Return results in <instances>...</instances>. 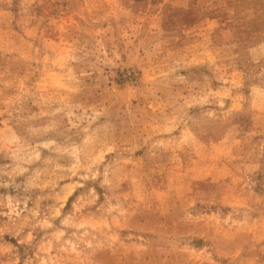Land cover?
<instances>
[{"label":"rangeland","instance_id":"374dc122","mask_svg":"<svg viewBox=\"0 0 264 264\" xmlns=\"http://www.w3.org/2000/svg\"><path fill=\"white\" fill-rule=\"evenodd\" d=\"M0 264H264V0H0Z\"/></svg>","mask_w":264,"mask_h":264}]
</instances>
